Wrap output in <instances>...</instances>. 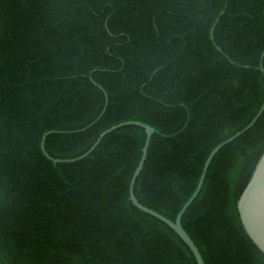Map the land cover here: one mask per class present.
Returning a JSON list of instances; mask_svg holds the SVG:
<instances>
[{"label":"trees","instance_id":"16d2710c","mask_svg":"<svg viewBox=\"0 0 264 264\" xmlns=\"http://www.w3.org/2000/svg\"><path fill=\"white\" fill-rule=\"evenodd\" d=\"M263 51L264 0H0V264H196L128 199L144 128L74 162L40 139L72 158L150 125L134 194L174 221L260 108ZM263 150L264 110L184 211L204 264H264L237 212Z\"/></svg>","mask_w":264,"mask_h":264},{"label":"water","instance_id":"95a60500","mask_svg":"<svg viewBox=\"0 0 264 264\" xmlns=\"http://www.w3.org/2000/svg\"><path fill=\"white\" fill-rule=\"evenodd\" d=\"M263 56H264V51L261 54V58L259 61L258 68L264 76V68L262 66ZM92 81H93V79H92ZM105 107H106V97H105L104 107L102 108V110L98 114V116L91 123H89L87 126L82 127L80 129H77L75 131L84 130L85 128H87L90 125H92L93 123H95L100 118V116L102 115L103 111L105 110ZM263 110H264V97H263L262 104H261L260 108L258 109L256 114L253 116V118L243 128H241L240 130L235 132L233 135L229 136L225 140L218 143L210 151V153L208 154V156L204 162V165H203V168H202V171H201V174H200V177H199V180H198V183L196 185L194 192L187 199V201L182 205V207L178 211L174 221L163 216L162 214L144 206L143 204H141L137 200V198L134 194L135 179L143 167L144 160L146 158L147 147H148L149 142H150V138H151L152 134L155 132V129L153 127H151L150 125H147V124H144V123L138 122V121H131V120L123 121V122H119L117 124H114V125L106 128L105 130H103L97 136V138L94 140V142L91 144V146L86 151H84L82 154H80L76 157H72V158H54V157L50 156L45 149L44 142H45L46 136L48 134L54 133V132H64L62 130L46 131L41 136L40 148H41L42 153L45 155V157H47L49 160H51L54 163L74 162V161L80 160V159L84 158L86 155H88L97 146V144L100 142V140L107 133L117 129L118 127H121L124 125H137V126L144 128L145 139H144V143H143V146L141 149V155H140L139 161H138L137 166L135 167V169L131 175V178L129 180L128 199L140 211H143V212L159 219L160 221L164 222L167 226H169L181 238V240L188 246V248L190 249V251L192 252V254L196 260V264H204L202 256H201L200 252L198 251L196 245L194 244L192 239L189 237V235L186 233V231L184 230V228L181 225V217H182L184 211L186 210V208L189 206V204L194 200V198L198 194V192H199V190L203 184V180H204L207 168H208L210 161L212 160L213 156L217 153V151L223 145L230 142L231 140H233L234 138H236L237 136L242 134L244 131H246L248 128H250L253 125V123L256 121V119L259 117V115L262 113ZM237 212H238L239 219H240L241 225H242L245 233L250 238V240L253 242V244L264 254V150H263L262 154L259 156L256 163L251 168L250 172L248 173L247 177L245 178V180H244V182H243V184L239 190L238 198H237Z\"/></svg>","mask_w":264,"mask_h":264}]
</instances>
